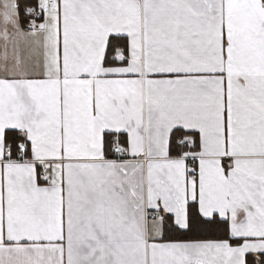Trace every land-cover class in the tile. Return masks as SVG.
I'll list each match as a JSON object with an SVG mask.
<instances>
[{"label":"snow or ice","instance_id":"6c2138e0","mask_svg":"<svg viewBox=\"0 0 264 264\" xmlns=\"http://www.w3.org/2000/svg\"><path fill=\"white\" fill-rule=\"evenodd\" d=\"M0 264H264V0H0Z\"/></svg>","mask_w":264,"mask_h":264}]
</instances>
